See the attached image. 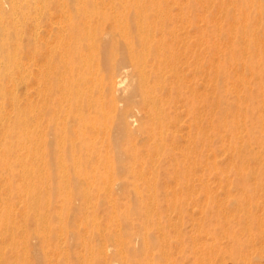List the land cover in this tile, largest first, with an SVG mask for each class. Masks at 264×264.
Masks as SVG:
<instances>
[{
	"label": "bare ground",
	"instance_id": "obj_1",
	"mask_svg": "<svg viewBox=\"0 0 264 264\" xmlns=\"http://www.w3.org/2000/svg\"><path fill=\"white\" fill-rule=\"evenodd\" d=\"M229 1L232 6L228 0L219 1L231 23L229 30L213 28L207 34L201 23L205 10L198 0H0V100L13 113L6 114L7 109L0 105V264H46L51 240L58 234L67 240L73 234L67 229L73 210L79 211L80 222L92 235L100 236V242L115 245L121 264H129L128 251L136 253L137 249L126 238L123 224L131 222L134 206L120 211L115 185L139 201L137 211L144 227L156 225L166 235V226L158 217V182L147 178L143 183L153 197L147 201L135 182L144 177V171L126 165L123 154L129 153L136 162L142 161L143 150L156 157L164 155L174 166L177 177H173L182 183L208 158H204V149L213 145L210 136L219 137L234 152L230 170L248 197L237 200L240 221L248 231L254 224L264 231L263 216L258 217L261 212L256 215L251 208L254 202L264 204V47L255 37L256 24L249 20L252 13L262 20L264 0ZM205 51L212 55L208 68ZM241 66L258 79L255 88L246 81L249 75L247 79L240 72ZM233 76L240 89L232 87L234 82L229 84ZM9 81L11 86L6 88ZM20 93L24 106L19 102ZM255 96L260 99L254 100ZM184 112L188 119H182ZM138 137L143 140L141 147L134 140ZM214 161L206 166L215 170L221 186L224 174ZM119 170H125L127 176L114 182ZM50 190L60 194L59 202L51 200ZM208 191L210 188L204 191L205 197ZM102 194L110 212L105 226L96 220V199ZM77 197L80 203L75 202ZM14 198L22 203L20 211L15 209ZM174 205L181 209L180 198ZM219 210L216 213L223 214ZM173 217H168V224ZM103 228L108 232H101ZM230 234L234 243L227 252L233 256L243 244L233 230ZM152 235L148 231L141 234L142 249L157 244ZM213 237L207 247L201 248L203 241L201 247L196 246L199 253L202 250L201 261L197 260L201 264L213 263L214 254L221 250ZM33 238L42 253L32 258L30 252L37 245ZM79 240L85 252L92 251L90 240ZM138 262L156 264L144 257Z\"/></svg>",
	"mask_w": 264,
	"mask_h": 264
},
{
	"label": "rangeland",
	"instance_id": "obj_2",
	"mask_svg": "<svg viewBox=\"0 0 264 264\" xmlns=\"http://www.w3.org/2000/svg\"><path fill=\"white\" fill-rule=\"evenodd\" d=\"M198 1L201 2L202 0H198ZM219 1H221V0H219ZM219 1L217 2V0H206L205 1L206 6H207V2H209L207 7H205V5H204L205 3L201 2L202 9L205 10V12L202 10V13L204 12L203 16H204V20L205 21L202 20L201 23H202V25L205 24V26L204 25L203 26L205 27V30H206L207 34H210L211 33V29H213V28H217V30L220 29V28L222 30L223 29H228L229 30V28H230V24L231 23L229 22L227 17H225L224 11L221 10V8L219 7V5L221 3ZM228 2H230V1L228 0ZM210 3H212V4L210 5ZM215 3H216V5H215ZM228 5L232 6L233 4H232V2H230ZM217 9H220L222 13L220 11H218ZM217 11H218L219 14H217ZM216 14H217V16H216ZM215 17H217L216 19H218V20H216ZM220 17H221V22H220V24H218L217 22H219ZM249 20L254 25L256 24L255 26H256L257 32L255 34V37H256V35L258 36V37H256V38H259L258 42L260 43V45L262 47H264L263 46L264 43L263 42L261 43V41H264V39H263V37H264V13H263L262 20H260L259 15L256 14V13H252L250 18H249ZM260 38H262V40ZM220 51H221V49H220ZM225 51H226L225 50V46H223L222 47V52H225ZM20 54L22 55L23 52L22 53L20 52ZM1 57L2 56L0 55V58ZM211 58H212V55L208 51H205V60H206L207 68L209 67L208 64L210 65V63L208 61L211 60ZM0 69H1V67H0ZM240 69H243V71L242 70L241 71L239 70V71L240 72H244V74H245V75L243 74L245 76L244 78L248 79V77H249V79L246 80V81L247 82L249 81L248 83H251L252 87L255 88L257 86V82L256 81L258 79L253 77L252 74H250L249 72L247 73V70L243 66H241ZM207 71H208V69H206V72ZM205 77L207 78L208 75L205 76ZM234 79H235V76H233V78L230 79L231 82L229 81V84H231V85L234 82L232 87L234 85L235 86L237 85V84H235L236 82H235ZM209 80H211V78L210 79L208 78L206 80V82L208 83ZM238 85H240V84H238ZM8 86L9 87L11 86V81L7 82L6 88H9ZM238 88L240 89L241 86L240 87L238 86ZM20 92L23 93V89ZM210 92L213 93L211 95V97H215L216 96V93H214V91L210 90ZM229 96H230V94H229ZM35 97L36 96L34 95V98ZM19 99H20L19 102L21 104H23V106H24L25 103H24V99H23V94L20 93ZM258 99H260V97L259 96H255L254 100L258 101ZM0 105L3 106V109H5V108L7 109L6 114L8 112L11 115L13 114L12 111H10V109H9V104H7L6 102H3L2 99L0 100ZM260 112L261 111H256V114H258V113L260 114ZM187 116L188 115L184 112L182 119H185ZM187 119H188V117H187ZM206 121H207V119H205V127L208 128V126L206 125V124H208V122H206ZM247 123L249 124L250 121H248ZM183 131H185V130L183 129L182 132ZM207 133H209V131H207ZM216 137L217 136H210V139H213V141H212L213 145H212V147H208L210 149H208L207 147H205V149H204V153L206 152L209 155L208 156L205 153L207 156L205 155L204 158L208 157L206 159V161H203L205 163L203 164V162H202L201 164H198L197 167H196L195 172H194V170H191L192 172L190 171V175L188 176L190 180H188V178L185 179V180H181V181H184L182 183H180V181H178L177 178H175L177 176L174 175L175 174L174 173V166L169 161V158L168 157H164V155H162L160 157H156L155 155H153V156L150 155L149 152H147V150H143L142 151L143 157L140 159L143 162L142 161L136 162V160L132 159L129 156V153H128V155L125 154V153L123 154L124 160H126V165L135 167L137 169H138V167H141L139 169L144 171L146 176L145 175H144V177L141 176V177H139L140 179L136 178L135 182H137L139 185H141V188H142L143 194H144L143 198H146L147 201H151V200L153 201V197L152 196H148V195H150L149 194L150 192H149L146 184H143V183L145 182V180L147 178L151 179V180L155 179L158 182L159 187H160L159 193H158V201H159L158 202V209H157L158 213H159L158 217H159V219H161V222L164 221V224L166 226V228H165L166 235H164V233H162L163 231L159 230L158 226H156V225L155 226L144 227L141 224L142 220H141V218L139 216V213L137 211V205H138L139 201L135 200L134 199V195L132 193H128V191L126 189L122 188L121 185H119V184L115 185L116 188H115V191H114V197L119 203V207L118 208L120 209V211L121 212L122 211H126V209L128 210V207L130 208L131 205L134 206V209H132V213H131V216H132L131 222H129L127 225L123 224L124 230H126L127 234H128L126 236V238L127 239H131L132 242L130 244L132 245V247H135L137 249L136 253H134L133 251H128L127 255H128V258H130L129 264H140L138 262V259L140 257L141 258L144 257L145 259H150V260L156 262V264H201V262H200L201 258L200 257H201L202 250H201V253H199L198 252L199 250H197L198 248L196 246H200V242L203 241V243L201 242L202 243L201 244L202 247L201 246L200 247L201 248L207 247L208 244L212 243V236H214L213 239H216V241L219 243V245H221V250H219L217 253L214 254L213 263H208V264H220L221 262H222L221 264H234V263H236V264H247V263L251 264L252 261L255 264H264V234H262V232L264 233V231H262L260 228H258L257 224H254L252 229L250 231H248L246 229V225L244 224L243 220L240 221V218H239L240 205L237 203V200L245 201V200L248 199V197L245 194V190L246 189L243 187V184L237 179V176L234 173V171L230 170V165H232L235 162V161H232L233 159L235 160V157L232 156V155H234L233 154L234 153L233 150L230 149L227 145L223 144V142L220 140L219 137H218V139ZM134 140L139 141V144H138L139 147L142 146L143 140H141L139 137L138 138H134ZM222 146L224 147L223 148L224 151L221 148ZM206 148H207V150H206ZM230 152H232V153H230ZM112 153H114V152H112ZM175 154L177 155V154H180V153H175ZM230 155H231V157L233 159L230 157ZM212 156H214L216 158H214ZM151 157H152V159H151ZM213 158H214L215 161L212 160ZM153 159H158V161L157 160L154 161ZM229 159H230V161H232L231 163H229L230 162V161H228ZM152 160L154 161V163H152L153 162ZM212 161H214V163L215 162L217 163L218 172L220 170L224 174V179L221 182L222 184L220 183L221 186H219V183L216 180L217 178H216V176L214 174L215 170H213V169L209 170L208 167L206 166L207 164L211 165ZM141 162L143 163V165H142ZM227 162L229 163L228 169H227V166H228ZM153 164H155V165H153ZM202 164L204 166H202ZM152 165L154 166V169H152V167H153ZM220 165L223 166L222 167L223 169L225 168L224 169V170H226L225 172H227V175L230 176V177H228L227 175L225 176L224 170L219 168V167H221ZM148 168H150L151 170L149 171ZM151 171L152 172L154 171L156 173L153 172L154 173V175H153V173H151ZM192 173H194L193 174V178L191 176ZM151 174L153 176H151ZM199 175H200V177H199ZM126 176H127V174H126L125 170H119V173H118L117 177L114 178V182H118L120 179H123V178L125 179ZM150 176H151V178H150ZM173 176H175V177H173ZM190 176H191V178H190ZM195 176H197V177H195ZM206 176L208 177V179L205 178ZM227 177H228V179L231 178L230 182H229L230 184L229 183L227 184V181H229V180H227ZM198 178H200V179L198 180ZM213 178L215 180H213ZM174 179H175V181L177 180L175 183L173 182ZM204 179H206V180L204 181ZM200 180H201V182H200ZM210 182H212V184ZM224 182H225V184H224ZM190 183H191V185L194 184L195 188H194L193 185L191 186ZM216 183H218V185ZM0 184L3 187V182H0ZM226 184L230 187L231 190L229 189V187H225ZM209 185H211V186H209ZM214 186H216L215 189L213 188ZM217 186H219V187H217ZM223 186H224V188H223ZM174 188L176 190V191L174 190L175 192L172 191ZM193 188L195 189L196 192H194ZM203 188L206 189V190H204ZM209 188H210V191L207 192V196L205 197V195H206L205 192L207 190H209ZM188 189L189 190L192 189V190L187 191ZM224 189L230 190V191H228V190L226 191L227 194L229 192V194H230V195L228 194L229 196L226 195V192H223ZM179 190L181 192H179ZM214 191H215V193H214ZM216 191L219 192L220 195L218 194V196L221 199L218 198V196H216L217 195ZM231 191H232V194L230 193ZM50 192H51V200L52 201L59 202L61 200V198L59 197L60 194L58 195V193L56 191L53 190V192H52L50 190ZM95 192H97V191H95ZM172 192L174 194H176V195H173ZM176 192H178V193H176ZM100 193H102V192L100 191ZM211 193H213V194H211ZM223 193H225L226 196L223 195ZM49 195H50V193H49ZM179 196H181V197H179ZM151 197H152V199H151ZM222 197H224L223 199L225 200V202H224L225 205L219 204V203L217 204L216 202H219V200L221 202L224 201L222 199ZM179 198H180V200L182 202L181 209L178 206H175V205H174L175 207L173 206L174 201H176V199L179 200ZM205 198H207V200H205ZM216 199H217V201H215ZM171 200H173V202ZM96 201L99 202V204H98L99 205V207H98V213L99 214L97 213L98 215L96 216V220L99 221L102 224V226H105L106 223H108V220H109V217H110L109 216L110 215L109 202L103 197V194H102L101 197L97 198ZM13 202H14V206H16L15 209L17 208L16 211L19 210L18 208L22 209V203H21L20 200L18 201L17 198H14ZM75 202L76 203H80L81 202L80 198L79 197L75 198ZM200 202H201V204L203 206H200L201 205ZM170 203H172V205ZM192 203H193V205H192ZM255 204L256 203L254 202L253 205L251 206V208L253 209V211H254V213L256 215H258L261 212L258 215V217L260 216L259 217V219H260L263 216L262 220L264 221V215H261V214L264 213V204L263 203H258L257 205H255ZM260 204L262 206V209L260 207ZM218 205H219V207H217ZM228 206H229L230 212H229ZM233 206H235L234 210L232 209ZM220 207L221 208L223 207V209L224 208L225 209L223 210ZM258 207L260 208V210H259ZM173 208H174V210H173ZM199 208H201L203 210H201ZM179 209H180V211H179ZM187 209H188V211H187ZM218 209H220L219 213H222V211H223V214L229 212L228 213L229 215L228 214H226L227 216H225L223 214H219L218 215L216 213ZM226 209H227V211H226ZM167 213L169 215L171 213L172 216H169ZM79 215H80L79 211L73 210L71 212V216L69 217V220H68L69 222H68L67 229L70 230V232H73V234L70 236V238H68L66 240L65 238H62L64 235L61 236V235L58 234V235L55 236V238H53V240H51L52 241V245L50 246V248H48L47 257H46V259L50 258V259H48L50 261L47 260L46 264H82V261L84 260V258L86 259V262L83 261V264H87L88 262H89V264H115V263L116 264H121L119 262V257L115 254V251H116L115 245L112 242H110V241H108V242H106V241L100 242L99 241L100 236H97L96 234L92 235L91 231H87L85 229V226L80 222V216L81 215L80 216ZM175 215H176V217H175ZM222 215L225 218L222 217ZM218 216H220V217H218ZM168 217H173V219L171 218L169 224H168V221H169L170 218H168ZM196 217L197 218L201 217L200 219H197V220H199L198 223H197ZM192 219H194V220L191 221ZM227 220H228V222H227ZM175 221H176V223H175ZM224 223H225V225H224ZM196 225L199 226V227H196ZM177 226H179V227H177ZM220 226L223 227V231L224 230L225 231L229 230V231L224 233L222 230H219ZM226 226H227V228H226ZM229 227H231V228L229 229ZM175 228H177V229L175 230ZM173 230H175V231H173ZM232 230H233V234L235 236L239 237L240 238L239 240L243 244V246L238 251V253L233 255V256L230 253L227 252V248L231 247L232 244L234 243L232 234L229 235V233L232 232ZM147 231L149 233L153 234L152 235V240L156 241L157 244L153 243L152 247L142 249L141 243H140V236H141V234H143V233H145ZM204 231H207V232H204ZM260 231H261V233H260ZM101 232H103V233L104 232H108V228H106V229L103 228ZM159 232L161 233L160 235H159ZM174 232H175V234H174ZM80 234H81V237H80ZM82 234H84V235H82ZM89 234H90V236H89ZM192 235H193V237H192ZM225 235L228 236V237H226ZM202 236H204V239H203ZM59 237H61V238L58 239ZM83 237H85V238H83ZM136 237H137V239H136ZM79 239L90 240V246L92 248V251L89 252V253L85 252L84 249H83L84 246L81 245ZM135 239H136V241H135ZM193 239L196 240V243H195V240L193 242ZM199 239H200V241H198ZM253 239H254V244L252 243ZM32 240H33L34 243L35 242L37 243V245L35 246L36 247L35 250L32 249L31 252H30L31 257L33 258V257H35L38 254V252L42 253L41 252L42 251L41 250L42 247H40V244L38 243L37 240H35V238H33ZM165 240H167V242ZM168 242H169L170 245L168 244ZM139 243H140V245H139ZM179 245H180V247H179ZM252 245H253V247H252ZM60 246H62V247H60ZM64 247L66 248V251H65ZM109 247H110V249L111 248L112 249L108 250ZM253 249L255 251H252ZM46 250H47V248H46ZM163 250H165V251H163ZM49 251H51V252H49ZM161 251H162V253H161ZM194 251L196 253H194ZM164 252H166V253H164ZM149 253L151 254V256H149L150 255ZM48 254H49V256H48ZM241 254L242 255H246V256L243 257ZM66 255H67V258H65ZM249 255H250V257L247 258ZM165 257L167 258L166 260H165ZM245 257H246V260L244 259ZM252 257H253V259H252ZM53 258H54V260L56 259L57 263H55L56 261H54ZM81 258H82V260H81ZM248 259L250 260V262H248L249 261ZM65 260H67V261H65ZM197 260H200V261H197ZM214 260H216V261H214ZM165 262H167V263H165ZM254 263H252V264H254Z\"/></svg>",
	"mask_w": 264,
	"mask_h": 264
}]
</instances>
